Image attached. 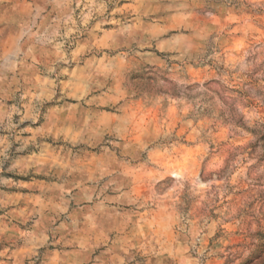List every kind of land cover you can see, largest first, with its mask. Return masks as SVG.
Segmentation results:
<instances>
[{
	"label": "rangeland",
	"instance_id": "374dc122",
	"mask_svg": "<svg viewBox=\"0 0 264 264\" xmlns=\"http://www.w3.org/2000/svg\"><path fill=\"white\" fill-rule=\"evenodd\" d=\"M10 4L0 264H264V0Z\"/></svg>",
	"mask_w": 264,
	"mask_h": 264
},
{
	"label": "crops",
	"instance_id": "0c3cea01",
	"mask_svg": "<svg viewBox=\"0 0 264 264\" xmlns=\"http://www.w3.org/2000/svg\"><path fill=\"white\" fill-rule=\"evenodd\" d=\"M10 1L11 0H1L2 3L0 4V26H5L10 24V16H11V8H12ZM17 10L18 12H16V15L21 13L19 8ZM0 30H2V27H0Z\"/></svg>",
	"mask_w": 264,
	"mask_h": 264
}]
</instances>
